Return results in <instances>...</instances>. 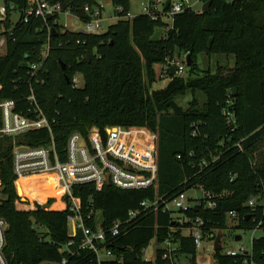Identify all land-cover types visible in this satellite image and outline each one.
Returning <instances> with one entry per match:
<instances>
[{
	"label": "trees",
	"instance_id": "16d2710c",
	"mask_svg": "<svg viewBox=\"0 0 264 264\" xmlns=\"http://www.w3.org/2000/svg\"><path fill=\"white\" fill-rule=\"evenodd\" d=\"M6 1L18 16L14 25L10 14L0 22V30L1 26L6 31L14 26L7 53L0 57V101H14L16 112L31 118L33 109L25 98L32 89L51 127V132L44 129L14 139L0 138V218L8 225L4 249L8 264L59 262L67 257L62 248L70 240L81 239L80 230L74 238L68 234L72 223L69 218L74 215L69 209L49 210L38 205L33 210L16 208L20 199L12 168L13 143L31 147L53 143L64 161L69 136H86L92 127L99 129L103 137L110 127H144L156 133L158 174L156 186L148 190H120L109 184L97 192L92 184L73 186L79 216L87 227H94L97 213L102 225L110 227L126 220L128 212L138 209L142 201L157 199L161 206L180 193L201 187L214 197L216 208H192L187 215L203 218L206 231L223 232L227 213L235 212V228L258 229L264 234V155L258 149L264 137V0H208L209 13L187 11L177 15L173 30L157 42L151 38L157 29L164 28V23L145 15L132 21L119 20L98 35L63 31L55 26L57 35L52 37L50 21L30 19L28 24L21 23L27 0ZM52 1H60L74 15L86 5H97L96 0ZM108 1L113 7H123L124 12L130 9V0ZM6 31L0 35L7 36ZM47 44L48 55L43 58ZM183 52L189 53L194 62L199 54L233 57L234 68L187 81L170 77L165 89L152 91L154 66ZM35 64L41 66L32 73ZM195 65L190 66V74ZM76 74L82 76L84 86L73 89L71 79ZM187 92L193 100L190 108L183 110L175 100ZM197 92L204 96L202 104L195 99ZM225 109L234 112V131L226 123ZM195 128L198 133L193 137ZM39 179H21L17 185L19 195L41 203L47 197L59 198L58 193L48 189L50 179L41 191L31 194L29 191L38 188L35 182ZM255 198V206L249 207L248 201ZM186 228L161 208L153 213L142 212L129 223L127 234L112 246L113 254L122 260L103 264H162L161 248L156 251L154 263L142 258V251L153 239L161 245L169 239L177 245V257L190 256L196 264L195 246L191 237L184 235ZM214 257L215 264H242L245 259L264 264V236L252 240L248 253L227 256L218 251ZM68 264L91 263L82 254L70 258Z\"/></svg>",
	"mask_w": 264,
	"mask_h": 264
},
{
	"label": "built area",
	"instance_id": "2783aa9c",
	"mask_svg": "<svg viewBox=\"0 0 264 264\" xmlns=\"http://www.w3.org/2000/svg\"><path fill=\"white\" fill-rule=\"evenodd\" d=\"M234 0H226L232 2ZM168 2V6L166 3ZM209 2L208 0H144L140 4L141 15L149 17L153 21L161 20L164 28L161 35H166L173 30L175 17L181 13L190 11L201 13L203 6ZM28 8L24 11L21 19L22 24H28L30 19L43 20L49 22L46 18H51L50 22L53 26L49 28L55 29L58 26L63 31H69L61 26V16H73L69 8L64 9L61 2H53L52 0H27ZM200 5L199 8L196 6ZM113 18L117 21H132L136 16H132L130 11L124 12L123 7H113ZM85 18L81 19L77 14L76 17L83 24L80 32L84 35H98L102 25L103 6L86 5L82 8ZM15 15L14 6L12 4L3 3L0 5V22H5L8 15ZM12 25L15 22H12ZM0 32H5L1 26ZM13 27L9 28L6 35H0V57L6 55L8 50V37L12 38ZM71 32V31H70ZM50 39V37H49ZM49 45L47 44L43 50V58L48 55ZM41 64L31 66L32 73L40 68ZM170 67H174L175 76L183 77L185 74L186 63L176 60H167L164 65L165 74H169ZM169 76V75H168ZM73 89L82 88L84 86L83 78L80 74H76L71 79ZM25 101L32 107L33 116L26 117L16 112V103L12 100L0 101V138L10 137L16 138L22 134L35 132L39 130H48L51 127L48 120L44 117L39 108L32 89ZM232 105V103L230 104ZM224 117L227 125L234 131L237 128V121L234 112L230 109L224 110ZM103 137L100 130L92 127L88 130L86 136L79 133H73L69 136L64 154L66 159L61 161L60 155L55 151L54 144L49 147H31L27 145L13 143L12 147V168L16 177L15 185L23 178L39 176L44 179L41 183H47L48 178H52L55 191L59 194V198L47 197L44 203L37 199L32 200L30 197L18 195L20 201L27 200L30 204H23L28 210H33L38 205L46 209L65 210L69 209L74 215L69 218L74 224L72 233L68 234L74 238L78 230L81 231V239L79 241L70 240L62 251L67 254L59 262H43L42 264H68L70 258L85 254L90 259L91 264H103L109 261H121V256L113 254L112 246L116 239L127 234L129 223L135 220L142 212H157L162 209L163 212H171L172 217L179 225H187L184 231L185 236L191 237L193 240L196 253L201 249L203 242L209 240L210 232L206 231V223L201 217H189L187 212L192 208L202 207L207 210L216 208L214 197L199 187L202 192L201 198L188 199L184 193H180L169 202H162L159 206V200L142 201L139 208L131 210L127 214L124 221H117L110 227H104L101 219L96 216L94 227H87L79 216V201L72 195L73 186H82L92 184L97 192H101L105 185L112 184L120 190H148L156 186L158 165H157V135L144 127H110L105 129ZM198 129L195 128L192 136H197ZM239 150L241 147L237 144ZM231 176V181L233 180ZM0 187H1V169H0ZM40 188L29 191L37 193ZM53 201L50 204L49 201ZM57 202H59L57 206ZM255 199L248 201L249 207H254ZM20 204H22L20 202ZM170 204L178 210L179 214H175L170 209ZM28 205V206H27ZM229 220H236L237 213L229 212L226 215ZM68 220V221H69ZM8 225L5 220L0 218V264H8L4 249L6 246V233ZM213 239V238H212ZM214 243L206 245V253L211 254L214 251ZM161 247L160 259L162 264H181V259L177 257V245L173 244L169 239L165 240ZM216 253V252H215ZM246 252L243 248L239 250H228L224 254L227 256L243 255ZM156 260V257H155ZM145 261H148L145 259ZM186 264H192L186 263ZM242 264H254L251 260L245 259Z\"/></svg>",
	"mask_w": 264,
	"mask_h": 264
},
{
	"label": "rangeland",
	"instance_id": "374dc122",
	"mask_svg": "<svg viewBox=\"0 0 264 264\" xmlns=\"http://www.w3.org/2000/svg\"><path fill=\"white\" fill-rule=\"evenodd\" d=\"M96 2L103 6V14H102V25L101 30L99 31L100 34H103L107 31L108 27L113 25L116 20L113 18V6L108 0H96ZM144 2V0H130V14L132 16H138L141 15L140 10V4ZM3 3V0H0V5ZM197 8L200 7V5L196 6ZM12 22H15L17 20V16H11ZM60 24L61 26L67 28L71 32H80L83 28V24L78 20L76 15L73 16H61L60 17ZM169 60H176L180 61L182 63H186L188 61L191 65H195L194 71H192V74L189 72L190 66H186L185 68V74H184V80H191L193 78L204 76L207 73L214 74L217 72V70H220L221 72H229L234 68V59L233 57H226L224 55L220 54H213L211 56H207L205 54H199L196 57L195 62L192 61L190 58L189 53H181V56H178L175 54V56L172 59ZM164 64H159L154 66L156 79L151 85L152 91H158L163 90L168 86V83L170 81V77L165 74L164 71ZM146 80V79H145ZM147 83V82H146ZM195 99L202 104L204 100V96L201 92H197ZM193 98L191 95V92H187L183 96H178L176 98V103L183 109L187 110L190 108V103L192 102ZM156 134V133H155ZM157 135V134H156ZM259 152L264 155V137L262 138L261 142L258 144ZM53 184V183H52ZM16 186V185H15ZM54 184L51 185L48 189L55 191ZM201 188V187H200ZM16 192H17V186H16ZM18 195V194H17ZM185 195L188 199H195V198H201L202 192L199 190V187L194 188L192 190H189L185 192ZM256 200V198H255ZM20 200L16 202V208L19 210H28L23 204H20ZM22 203V202H21ZM51 202L50 204H52ZM30 204V203H27ZM28 206V205H27ZM170 209L177 215L178 210L174 208L173 204H170ZM98 218H100V213H97ZM236 225L235 221L227 220L226 227L224 228L223 232L218 230H212L209 235V240L206 242H203L202 247L200 250L197 251L195 256V262L196 264H215V252L208 254L206 253V245L215 242L218 233H221V239H220V245L222 253H225L228 250H239L240 248H243L246 253L250 252L251 250V243L254 239H259L264 236L263 232L261 230L255 229V230H239L234 227ZM74 224L73 222L69 224V232L72 233ZM185 234V233H184ZM240 236L241 240L235 241V237ZM213 238V239H212ZM214 245V244H213ZM164 245H161L157 242L156 239L151 240L150 244L146 249L142 251V258L145 260H148L149 262L154 263L155 257H156V251L157 249L163 247ZM181 260V264L190 263L191 257L190 256H182L179 257Z\"/></svg>",
	"mask_w": 264,
	"mask_h": 264
},
{
	"label": "water",
	"instance_id": "95a60500",
	"mask_svg": "<svg viewBox=\"0 0 264 264\" xmlns=\"http://www.w3.org/2000/svg\"><path fill=\"white\" fill-rule=\"evenodd\" d=\"M4 4H7V1H6V0H4ZM166 6H168V2L166 3ZM210 7H211V2H207V3L203 6V8H202V13H209V12H210ZM77 13H78V15H79V17H80L81 19H84V18H85V15H84V12H83L82 9L78 10ZM46 20H47V21H50L51 18L48 16V17L46 18ZM56 35H57L56 30H55V29H52L51 36L54 37V36H56ZM160 35H161V30H160V29H157V30L155 31L154 35L152 36L151 40L154 41V42L159 41V39H160ZM190 65H191V64H190L188 61H186V66L189 67ZM174 76H175V69H174V67H170V69H169V77H174ZM66 80L68 81L67 78H66ZM17 194L19 195L18 190H17ZM21 202H22V204H27V203H28V201L25 200V199H23ZM220 239H221V235L217 236V238H216V240H215V242H214V251H215V252H218V251L221 250V245L219 244V243H220ZM239 240H241V237H240V236L235 237V241H236V242L239 241ZM131 255H132V257H133L134 259H137V254H136L135 251H132V252H131Z\"/></svg>",
	"mask_w": 264,
	"mask_h": 264
},
{
	"label": "crops",
	"instance_id": "0c3cea01",
	"mask_svg": "<svg viewBox=\"0 0 264 264\" xmlns=\"http://www.w3.org/2000/svg\"><path fill=\"white\" fill-rule=\"evenodd\" d=\"M4 1V0H3ZM27 179V178H26ZM42 179V178H41ZM42 182V180H37L36 182H35V184H37V186H38V188H40L41 190L43 189L42 187H45L46 185H45V183H41ZM43 185H45V186H43ZM45 189V188H44ZM46 200V199H45ZM58 206V205H57ZM51 210H53V209H51ZM54 210H56V209H54ZM59 210H61V209H59Z\"/></svg>",
	"mask_w": 264,
	"mask_h": 264
},
{
	"label": "bare ground",
	"instance_id": "6f19581e",
	"mask_svg": "<svg viewBox=\"0 0 264 264\" xmlns=\"http://www.w3.org/2000/svg\"><path fill=\"white\" fill-rule=\"evenodd\" d=\"M48 179L52 180V178H51V177H49ZM52 185H53V184H52ZM58 204H59V203H58ZM58 204H57V205H58Z\"/></svg>",
	"mask_w": 264,
	"mask_h": 264
}]
</instances>
